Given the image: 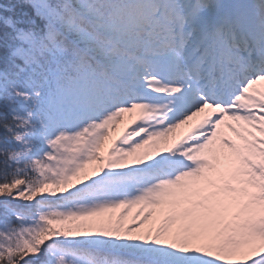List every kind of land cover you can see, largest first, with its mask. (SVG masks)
<instances>
[{
	"label": "snow or ice",
	"instance_id": "1",
	"mask_svg": "<svg viewBox=\"0 0 264 264\" xmlns=\"http://www.w3.org/2000/svg\"><path fill=\"white\" fill-rule=\"evenodd\" d=\"M0 264H264V0H0Z\"/></svg>",
	"mask_w": 264,
	"mask_h": 264
}]
</instances>
